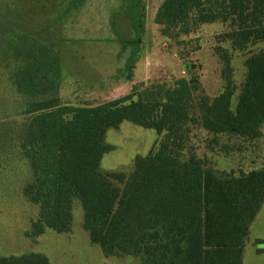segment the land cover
<instances>
[{
	"label": "trees",
	"instance_id": "obj_1",
	"mask_svg": "<svg viewBox=\"0 0 264 264\" xmlns=\"http://www.w3.org/2000/svg\"><path fill=\"white\" fill-rule=\"evenodd\" d=\"M85 1L69 0L71 7ZM125 2L122 11L136 31L126 63L132 80L144 50L146 9L144 0ZM155 20L163 34L174 37L204 23L230 21L220 41L236 50L264 40V0H164ZM28 46L30 53L38 47ZM215 50L223 63L224 89L213 98L198 93L200 84L191 74L171 86L151 84L136 100L131 95L95 106L63 103L60 69L46 57L26 60L14 78L15 100L27 116L19 141L30 178L22 192L39 207L27 235L35 240L47 229L68 231L77 200L84 229L105 254L138 256L143 264H243L250 227L264 204V166L221 171L206 166L189 145L194 126L214 134L215 144L221 136H262L264 50L245 61L235 110L232 57L223 46ZM125 121L155 130L159 144L137 156L129 173L104 171L102 158L114 149L107 132ZM0 264L51 260L40 251H0Z\"/></svg>",
	"mask_w": 264,
	"mask_h": 264
},
{
	"label": "rangeland",
	"instance_id": "obj_2",
	"mask_svg": "<svg viewBox=\"0 0 264 264\" xmlns=\"http://www.w3.org/2000/svg\"><path fill=\"white\" fill-rule=\"evenodd\" d=\"M164 0H144L146 34L143 53L137 60L132 80L127 78L126 63L133 51L136 31L122 9L125 0H86L71 7L69 0H0V251L4 255L29 251L46 253L51 264H143L138 256L108 255L91 241L83 227V209L74 202L73 222L68 231L47 229L37 239L27 230L39 215V207L22 192L30 178V167L19 141L27 116L17 97L14 78L29 58H48L61 71L62 102L72 106H95L114 99L133 96L154 83L173 85L180 77L194 75L199 94L215 97L224 89L223 63L215 48H227L232 57L234 96L232 109L244 83L246 59L264 50V40L244 50L221 42V34L231 22L204 23L189 34L178 37L162 33L156 23L158 8ZM128 42V43H127ZM37 49L30 53L29 44ZM26 51L29 56H26ZM67 119L71 115L65 116ZM260 138L221 136L194 126L190 148L206 166L221 171H249L264 166V125ZM161 136L125 121L107 132L106 141L114 149L101 161L104 171L134 169L137 156L155 150ZM243 264H264V204L250 227Z\"/></svg>",
	"mask_w": 264,
	"mask_h": 264
}]
</instances>
